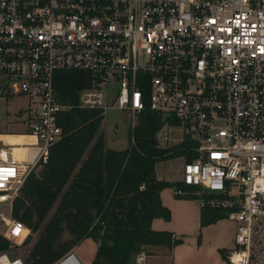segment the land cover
I'll use <instances>...</instances> for the list:
<instances>
[{"label":"built area","instance_id":"2783aa9c","mask_svg":"<svg viewBox=\"0 0 264 264\" xmlns=\"http://www.w3.org/2000/svg\"><path fill=\"white\" fill-rule=\"evenodd\" d=\"M61 70L89 73L74 103L55 93ZM15 94L28 99L20 132L35 143L26 159L0 145V234L12 244L29 235L12 204L61 140L63 113L148 110L181 128L173 145H195L180 180L194 190L176 195L236 223L224 264H263L264 0H0V100ZM0 264L25 262L0 253ZM52 264L82 263L70 250Z\"/></svg>","mask_w":264,"mask_h":264},{"label":"trees","instance_id":"16d2710c","mask_svg":"<svg viewBox=\"0 0 264 264\" xmlns=\"http://www.w3.org/2000/svg\"><path fill=\"white\" fill-rule=\"evenodd\" d=\"M89 80L86 71H56L55 93L62 102L74 103ZM101 121L99 111L72 109L63 113L61 140L50 147L47 163L40 173L36 170L28 176L14 200L11 216L30 231L22 245L26 246L33 234H39L23 257L25 264H52L88 233L97 242L91 264H135V254L142 245L171 248L178 243L171 233L154 231L150 224L156 217L170 218L169 210L160 202L161 190L194 189L182 181L171 183L151 176L155 175L156 164L164 159L184 156L188 162L196 158L194 143L185 140L159 147L156 137L163 120L147 110L138 118L130 147L105 148L103 134L97 136ZM66 186L54 213L44 223ZM175 196L196 199L193 195ZM225 217L223 210L201 207L200 228ZM64 232L68 239H63ZM16 247L0 234V253Z\"/></svg>","mask_w":264,"mask_h":264},{"label":"crops","instance_id":"0c3cea01","mask_svg":"<svg viewBox=\"0 0 264 264\" xmlns=\"http://www.w3.org/2000/svg\"><path fill=\"white\" fill-rule=\"evenodd\" d=\"M20 129L0 132V136L20 137L17 141L0 138V145H12L14 155L19 159H26L30 154L27 145L35 143V137L21 133ZM155 177L166 181L158 174ZM170 190V188H164L159 195L161 204L170 212L169 220L156 217L152 219L150 226L154 231L171 233L178 243L171 248L150 245L152 249L145 255V264L148 259H155L149 260V264H165V259H168V264H224V252L233 244L236 223L225 217L200 228L201 207L198 202L193 199L177 198L174 191ZM84 241L77 245V250ZM95 246L97 244L93 245V251ZM77 252L82 253L79 250Z\"/></svg>","mask_w":264,"mask_h":264},{"label":"rangeland","instance_id":"374dc122","mask_svg":"<svg viewBox=\"0 0 264 264\" xmlns=\"http://www.w3.org/2000/svg\"><path fill=\"white\" fill-rule=\"evenodd\" d=\"M27 105H28V99L25 96L17 95V94L9 96L7 100H0V132H11V131L19 130L20 120L22 121V119L26 118L27 116V110H26ZM20 109L21 112L19 113ZM138 118L139 117L137 116H131L127 114L123 110H118V109L106 110L102 115V121L99 130L97 132V136L98 133L103 134L105 148L122 150L127 147H130L133 144V131L138 123ZM166 131L168 132L170 138V140L167 142L164 141L161 137L163 133ZM180 132H181L180 127L163 128L162 125L157 132L158 146L161 148H165L173 145L174 143H176L175 139L181 137ZM184 162H187L184 156H177L169 159H164L156 164L155 176L158 174L160 178H164L166 181L171 183L179 182L182 177V169ZM77 170L78 168L75 170L74 174L68 178V183L75 176ZM40 171L41 168H38L36 173H40ZM66 189L67 186L64 188L62 193L57 197V200L53 205V207L51 208V210L49 211L44 223H46L54 213L57 204L59 203ZM170 189H171L170 191L172 192L175 190L174 187H170ZM174 194L176 195L175 192ZM1 208L2 206L0 205V210ZM3 230H4V226L3 223L0 221V232H2ZM199 233L200 232H198V234ZM38 236H39L38 233L33 234L32 238L30 239L29 243L26 246H23L22 245L23 243L20 245L13 244L16 245L17 247L12 248L11 251H9L7 254L12 258L19 257L23 259L24 255L38 239ZM68 238H69L68 233L64 232L63 239H68ZM84 240L85 241L80 245V248L78 249L80 252H82L81 254H78L77 246H75L73 249L82 264H91V261L94 258V253L97 250V246H95L93 251V245H95L97 242L91 238L90 233H88V235ZM140 248H141L140 251L135 254V257L139 254H143V255L149 254V252H151L152 249L150 245H142ZM149 260L154 261L155 259H148L147 264H149ZM164 261L165 264H168V259L167 260L165 259Z\"/></svg>","mask_w":264,"mask_h":264},{"label":"bare ground","instance_id":"6f19581e","mask_svg":"<svg viewBox=\"0 0 264 264\" xmlns=\"http://www.w3.org/2000/svg\"><path fill=\"white\" fill-rule=\"evenodd\" d=\"M16 137V136H15ZM15 137H10V136H0V138L1 139H4V140H10V141H17V139H19L20 137H17V138H15ZM16 139V140H15ZM28 231L27 230H24L23 231V234H25V233H27Z\"/></svg>","mask_w":264,"mask_h":264},{"label":"water","instance_id":"95a60500","mask_svg":"<svg viewBox=\"0 0 264 264\" xmlns=\"http://www.w3.org/2000/svg\"><path fill=\"white\" fill-rule=\"evenodd\" d=\"M154 177H155V175H152V176H151V178H154Z\"/></svg>","mask_w":264,"mask_h":264}]
</instances>
